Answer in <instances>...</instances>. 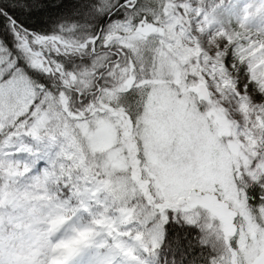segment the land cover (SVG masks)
I'll return each mask as SVG.
<instances>
[{"label":"snow or ice","instance_id":"obj_1","mask_svg":"<svg viewBox=\"0 0 264 264\" xmlns=\"http://www.w3.org/2000/svg\"><path fill=\"white\" fill-rule=\"evenodd\" d=\"M229 4L0 0V264H264V40L217 15L264 0Z\"/></svg>","mask_w":264,"mask_h":264},{"label":"rangeland","instance_id":"obj_2","mask_svg":"<svg viewBox=\"0 0 264 264\" xmlns=\"http://www.w3.org/2000/svg\"><path fill=\"white\" fill-rule=\"evenodd\" d=\"M224 3L227 7H232V5L229 4V0H224ZM239 8H240L239 0H236V4L235 7L233 8V11H239ZM217 15L223 21L225 27L229 28L230 31L232 32L242 31L247 35H251L255 40H264V32L258 31V28L264 25V18L259 16H254L251 18L250 23L247 25L246 28H238L234 23H229L231 17L227 14L225 9L223 8L219 9ZM24 142L29 144L33 143L31 137H25ZM15 154H24L25 157L14 158L13 156ZM12 159L18 160L21 163H27V159H28V161L31 163V165L29 166L32 175H36L41 169H43L44 166L41 165V163H46L45 159L35 156L32 153H28L24 151L13 153ZM14 194L19 195L21 198H24L25 197L24 187L21 184H15L13 187L7 190L0 188V204H2L5 201V199H7L9 196ZM25 203L30 205L32 202L25 200Z\"/></svg>","mask_w":264,"mask_h":264},{"label":"trees","instance_id":"obj_3","mask_svg":"<svg viewBox=\"0 0 264 264\" xmlns=\"http://www.w3.org/2000/svg\"><path fill=\"white\" fill-rule=\"evenodd\" d=\"M13 157H14V158H24L25 155H24V154H15ZM27 163H28L29 165H31V163L28 161V159H27ZM45 164H46V163H41V165H43V166H45ZM43 168H44V167H43Z\"/></svg>","mask_w":264,"mask_h":264}]
</instances>
